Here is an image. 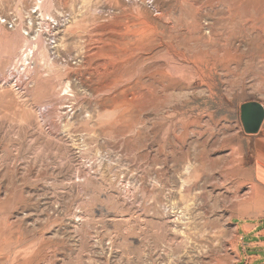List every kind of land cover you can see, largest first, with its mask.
I'll list each match as a JSON object with an SVG mask.
<instances>
[{
  "label": "rangeland",
  "instance_id": "rangeland-1",
  "mask_svg": "<svg viewBox=\"0 0 264 264\" xmlns=\"http://www.w3.org/2000/svg\"><path fill=\"white\" fill-rule=\"evenodd\" d=\"M248 101L264 0H0V264H253Z\"/></svg>",
  "mask_w": 264,
  "mask_h": 264
},
{
  "label": "crops",
  "instance_id": "crops-1",
  "mask_svg": "<svg viewBox=\"0 0 264 264\" xmlns=\"http://www.w3.org/2000/svg\"><path fill=\"white\" fill-rule=\"evenodd\" d=\"M256 184L264 188V166L256 170ZM243 239L242 248L238 247L241 263L264 264V219L258 221L234 222ZM248 238V240H247Z\"/></svg>",
  "mask_w": 264,
  "mask_h": 264
},
{
  "label": "water",
  "instance_id": "water-1",
  "mask_svg": "<svg viewBox=\"0 0 264 264\" xmlns=\"http://www.w3.org/2000/svg\"><path fill=\"white\" fill-rule=\"evenodd\" d=\"M241 118L246 132L257 133L264 121V106L258 101L243 103Z\"/></svg>",
  "mask_w": 264,
  "mask_h": 264
},
{
  "label": "bare ground",
  "instance_id": "bare-ground-1",
  "mask_svg": "<svg viewBox=\"0 0 264 264\" xmlns=\"http://www.w3.org/2000/svg\"><path fill=\"white\" fill-rule=\"evenodd\" d=\"M220 43V42H219ZM225 43V42H224ZM230 43V42H229ZM218 44V43H217ZM228 44V43H227ZM226 44V45H227ZM226 45H223V46H226ZM170 47V46H169ZM219 48V47H218ZM215 49H216V47H215ZM212 53V52H211ZM233 54V53H232ZM26 55H28V54H26ZM227 55V54H226ZM218 59V58H217ZM226 60V59H225ZM220 61V60H219ZM224 66V65H223ZM202 70V69H201ZM164 78H166V77H164ZM168 78H170V77H168ZM167 78V79H168ZM172 79V78H171ZM170 80V79H169ZM171 83V82H170ZM128 90L129 89H124L123 91H124V93L126 94L127 92H128ZM130 91V90H129ZM131 92H133V91H131ZM132 94V93H131ZM124 95V94H123ZM129 95V94H128ZM134 97L136 96V94H135V92H133V94H132ZM125 97V96H124Z\"/></svg>",
  "mask_w": 264,
  "mask_h": 264
}]
</instances>
